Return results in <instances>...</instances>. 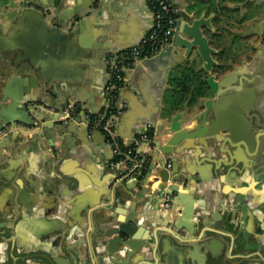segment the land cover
<instances>
[{
	"label": "crops",
	"instance_id": "crops-1",
	"mask_svg": "<svg viewBox=\"0 0 264 264\" xmlns=\"http://www.w3.org/2000/svg\"><path fill=\"white\" fill-rule=\"evenodd\" d=\"M22 1L0 0V54L8 49L14 55L22 41H31ZM64 1L58 5L59 0H52L55 7L60 6V21L70 35L65 51L60 58L41 64L59 89L55 107L61 108L68 98L89 113L106 115L110 104L104 90L112 65L142 42L154 24V13L147 0ZM246 1L173 0L176 13L201 4L206 17L215 14V30L205 27L204 33L217 50L214 74L219 80L229 76L220 97L208 86L203 96L190 103L192 85L181 108L167 113V107L183 93L170 78L191 72L210 76L200 56H186L185 49L171 51L168 45L153 57L127 60L118 90L121 107L110 116L115 123L114 139L101 129L91 128L88 134L85 125L76 122L68 130L56 126L42 135L18 123L19 129L10 137L0 138V264H73V259L76 264H190L191 259L203 261L209 255L198 246L206 228L217 232L208 236L223 242L218 251L230 260L243 252L264 256V0L235 7ZM76 8L82 17L75 24ZM87 46L94 47L96 57L80 54ZM10 68L0 62V105L12 103L19 93L17 86L26 79ZM28 83L26 97L48 100L40 86ZM207 100H215L223 119L219 126L230 128L242 139L231 152L238 153L248 169L235 165L223 173L216 171L208 154L213 153L209 142L188 154L160 152L157 144L168 141L166 129L172 118L182 113L183 127H193L197 122L189 120L205 110ZM210 115H215L214 109ZM133 147L149 162L144 174L132 170V157L126 151ZM166 169L168 180L164 181L158 172ZM186 171L196 172L200 181L194 176H189L190 184L173 179ZM145 178V186L153 191L163 184L176 189L177 201L165 207L160 204L164 200L161 193L158 203L147 202L131 210L135 204L131 195L140 190V186L133 188L135 182ZM118 211L124 212L119 215L124 219L129 214L139 217L137 238L129 241L131 256L111 250L116 245L100 231ZM202 215L208 217L205 227ZM174 221L182 228H174ZM158 230L167 233L156 243L145 241L158 236ZM237 230L241 233L238 239ZM178 240L191 243L181 245ZM183 250L187 251L185 259L162 261L163 251L177 254ZM222 260L211 259L207 264Z\"/></svg>",
	"mask_w": 264,
	"mask_h": 264
},
{
	"label": "water",
	"instance_id": "water-1",
	"mask_svg": "<svg viewBox=\"0 0 264 264\" xmlns=\"http://www.w3.org/2000/svg\"><path fill=\"white\" fill-rule=\"evenodd\" d=\"M64 0H59V4H63ZM251 0H247L243 3H236L235 7L241 8L246 7L250 4ZM94 4L98 3V0H93ZM21 5L25 11V16L29 21V31H30V40L31 41H22V45L18 47L19 52L12 54L11 50H6L0 54V62L7 63L11 68L14 74L23 75L26 77L24 81H21L17 86L18 95L13 99V102L10 104H1L0 105V138L2 136H11L16 130L19 129V124H26L30 126L31 133L35 135H42L43 132L46 133L47 129L52 127H58L59 130H68L71 123H83L89 134L91 127L87 125L86 115L89 111L82 105L77 104L78 109H82V115H75L76 112H72V115H75L73 119H62L60 114L64 111L69 101L68 98L64 99V104L61 108L55 107L56 99L59 96V89L57 85L50 80L47 75L43 72L41 64L52 59L60 58L65 51V41L70 36L64 30L65 24L60 20L63 18L59 15L60 6L55 7L52 0H25L21 2ZM81 10L79 8L75 9L74 20L72 23L77 22L79 18L78 13ZM178 22L175 30V34L169 43V49L172 51L176 49H185L186 56H192L196 54L200 56L204 68L207 73L210 74L208 77V86L210 87L211 93L217 96L224 94V89L226 81L229 76H226L219 80L217 75L214 74V67L217 64L213 55L216 53V49L211 46L210 39L204 33V28H208L211 31H214L213 18L215 16L211 15L206 17V12L204 7L201 4H194L185 12L178 13ZM71 16L69 19H72ZM67 20V18H64ZM72 29V25L70 26ZM80 54L83 57L90 56L96 57V52L94 47H85ZM43 61V62H42ZM31 82L33 86H40L45 96V99L48 100H37L31 97H26V94L29 92V84ZM62 90H66V87L63 86ZM205 110L198 115H195L189 121L197 122L193 127H183L182 118L183 114L178 113L172 118L171 126L166 129L168 133V141L166 144L162 145L158 143L157 146L160 148V152L163 154H181L189 153V150L195 149L199 144H205L206 142L211 143L213 147V153L208 154L211 156L212 160H208L213 163V166L216 171L223 173L228 167L237 166L243 170L248 169L249 166L241 158L238 153L231 152V148L238 147L236 144L239 143L242 139L232 133V130L225 128L224 126H219L223 122V119L220 117V114L217 111L215 106V100H207L204 103ZM49 109L51 110L50 113ZM215 110V115H210V110ZM191 125V124H190ZM93 129V128H92ZM101 131L96 128V131ZM229 146V148H226ZM223 147V148H222ZM125 155V154H124ZM156 166V165H155ZM165 164V168H166ZM174 167V166H172ZM150 172L147 177L150 176ZM164 181H167L168 170L160 173ZM167 176V177H166ZM191 177H196L197 182L200 181L201 177L196 176V172L186 171L185 173H180L178 177L173 179L180 180L182 179L185 184L192 183ZM146 178L143 181H136V188L140 186V190L131 196H135L133 199L134 209L131 206V210H135L139 205L145 204L147 202L158 203L159 194H164V200L160 204L165 203V196L171 195V205L177 201L174 197V192L176 189L166 186L165 184L161 185L160 188L156 191H153L152 188L146 187ZM143 195H147L148 199H142ZM117 204V200L112 204L114 207ZM129 209V210H130ZM124 212L118 211V215L113 217L109 223H106V227L100 229L102 234L106 237H109L108 242L110 244L116 245V247L111 250L116 253L124 251L125 256H131L129 252V247L132 245L129 241L131 239L137 238V221L138 216L129 214V216L124 219L120 214ZM202 227L207 226L209 223L208 217L202 215L201 217ZM207 220V221H204ZM83 227V226H81ZM218 228V225L216 226ZM86 229V227H83ZM174 228L177 230L181 229L182 226L178 222L174 221ZM92 229L96 230V226H92ZM93 231V230H92ZM78 233H81L79 231ZM158 236L153 235L145 241L158 242V238H162L163 233L167 231L158 230ZM209 234H217V232L206 228L203 230L201 239L199 240L200 248L209 253L212 259H217L220 257L218 254L219 248H222L223 242L218 238H210ZM221 235V234H220ZM189 237V236H188ZM179 244L186 245L191 242L178 240ZM193 247H195L192 244ZM142 247V245L140 246ZM186 247V246H185ZM187 249V248H186ZM127 253H126V251ZM187 251L183 250V253H174V252H162L161 258L164 263H169L174 258L185 259ZM209 260L203 261L197 258L191 259L190 264H207ZM73 264H76L75 259H73Z\"/></svg>",
	"mask_w": 264,
	"mask_h": 264
},
{
	"label": "built area",
	"instance_id": "built-area-1",
	"mask_svg": "<svg viewBox=\"0 0 264 264\" xmlns=\"http://www.w3.org/2000/svg\"><path fill=\"white\" fill-rule=\"evenodd\" d=\"M147 1L154 13V24L138 46L124 52L112 65L110 80L104 90L105 96L108 98L110 104L107 114H116L121 107L118 102V90L119 86L125 79V69L128 67L127 60L132 59V61L136 62L144 58L155 56L158 52L169 45L175 34L178 16L173 0ZM72 112H76L75 115H78L80 112V109L77 108V104L74 102L68 103L64 111L60 114V118L73 119L75 115H72ZM107 114L88 113L86 115L87 125L93 129L98 128L103 130L106 136L112 140L115 136V123L110 117L107 118ZM115 152L118 154L120 153V150L117 149ZM126 153L129 156H132V170L136 173L138 172L140 175L144 174L148 169V161L146 157L141 153H138L134 147L129 148ZM168 167H171V163H168ZM171 199V195H166L165 203L163 205L165 207H170Z\"/></svg>",
	"mask_w": 264,
	"mask_h": 264
},
{
	"label": "trees",
	"instance_id": "trees-1",
	"mask_svg": "<svg viewBox=\"0 0 264 264\" xmlns=\"http://www.w3.org/2000/svg\"><path fill=\"white\" fill-rule=\"evenodd\" d=\"M170 83H172V85H176V87H180L181 90L179 91H182L183 93L179 97V99L172 104V106L167 107V113H169L171 110H177L181 108L182 102L186 98L185 96L186 93L189 92L190 86L195 85V90L190 100V103L196 101L198 97L203 96L205 90L208 87V81L206 76L202 75L200 72H191L184 75L183 77H172L170 78ZM110 116V113L107 114V118ZM151 136L152 134L148 132V137L150 138Z\"/></svg>",
	"mask_w": 264,
	"mask_h": 264
},
{
	"label": "flooded vegetation",
	"instance_id": "flooded-vegetation-1",
	"mask_svg": "<svg viewBox=\"0 0 264 264\" xmlns=\"http://www.w3.org/2000/svg\"><path fill=\"white\" fill-rule=\"evenodd\" d=\"M130 157H132V156H130ZM132 161H133V159H132ZM132 165H133V163H132ZM148 167H149V162H148ZM236 235H237L236 239H238L240 237V235H241L239 230H237ZM217 252L220 255V257L223 259L222 262H220V264L221 263L222 264H264V256H263V254H254V255H251V256H247L246 253L243 252V253L240 254V256L233 257V259L230 260V259L226 258V256H224L225 254H222L221 251H217ZM205 259L206 260H211L212 258H211L210 255H207V256H205Z\"/></svg>",
	"mask_w": 264,
	"mask_h": 264
}]
</instances>
